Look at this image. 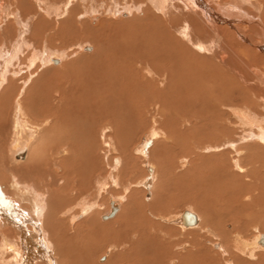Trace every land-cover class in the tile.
Segmentation results:
<instances>
[{"label":"rangeland","instance_id":"374dc122","mask_svg":"<svg viewBox=\"0 0 264 264\" xmlns=\"http://www.w3.org/2000/svg\"><path fill=\"white\" fill-rule=\"evenodd\" d=\"M66 1L68 0H0V24H3V26L1 25L0 27V51H5L3 53L6 59V64L4 63L6 71L4 84L2 88L0 87V168H10L12 173H17L16 175L19 174L26 183L32 184L34 180L35 184H38V188L42 189V187L46 186L44 182V184L42 183V180L45 175L49 173L50 166L54 164V161L51 160V150L49 149L52 148L55 141L63 136L62 134L65 130L71 129L73 131L75 130L74 128H76L75 132H78L81 129H91L93 133L91 134V138H87L88 140L80 135L75 136L79 142L75 141L77 150L74 151L70 162L67 163V167L71 170L69 181L63 185H58L56 179L53 183L54 188H49V192L52 194L50 196L52 212L63 211V208L75 207V205L84 201L82 199L92 201L93 198H95L94 179L98 177L101 178L100 181L103 180L101 181L102 183H106V185L104 183V189L101 190V194L103 195L95 199L96 204L101 205V209L98 210V215H105L108 211L107 204L111 196L123 198L119 205V208L121 207L120 211L112 220L106 222L104 220L101 221V217L98 219L97 214L96 218L88 219V216L96 210V205L94 204V207L92 206L93 208L91 207V209L87 210L86 215H83L81 218L78 217L76 228L82 226L84 234L73 236V238L67 240L68 246L67 249L63 250V254L67 255L68 251H70L72 257L71 260L67 259L66 262H68V264H87L88 262V264H111V262H113V264H147V262L148 264H158L159 262V264H178L180 261L179 264H264V247L261 246L262 248H259L260 245L258 247V244L254 245L253 242L258 236L264 234V189L262 187L264 186V174H261L263 170L262 167H260V163L264 158V153L260 151L262 149L256 144H249L248 142L246 144V142H244L245 144L243 145V142H241L238 144L237 149L238 151H245L246 153L241 156H238L233 148L231 149L230 147L221 148L219 149L220 152H218L219 150L217 149H215L214 152L211 150H199V148L205 146L209 140H212L210 137V132L212 130V113L199 103V107L198 105L196 107L192 104L189 107L186 104L189 100H195L196 98L200 100L201 98L195 96V94L192 97L187 95L181 89L177 81H175V78L169 84L165 83L167 81L164 78H159L160 83H153L151 79L157 78L155 72H152L153 77L149 78V74H147V79H142L140 76L137 78L134 72L131 71V64L135 59L142 58L145 60L150 57H147L148 54H151L149 47L154 41H158L157 39L159 36L157 34L160 29L165 27V22H163V20L153 17L150 13L144 17L137 13H131L132 16L116 18L108 11L112 8V12L117 13L116 10L121 9L122 5L117 6L115 9L112 0H86L84 2H82V0H73V6L69 5L68 10L72 17L77 18V20L82 19L83 25L82 28H79L76 26L78 25L76 19L67 20L65 19V15L60 19L56 14L57 11H55L54 7L57 5L62 7ZM129 1L133 2V0ZM49 7L53 9L50 10ZM92 8L100 9L97 11L98 13H96L100 15L99 23L95 27H93V25L91 26L85 14H91ZM104 9H106V11ZM7 13L21 15L23 18L30 15L36 16L34 19V29L32 32H27L29 34L25 35L24 41L22 40L19 42L18 49L15 48V42L19 24L12 15L7 19ZM253 13L254 9L252 14ZM5 15L6 18H4ZM2 27L4 31L1 33ZM131 39L132 41L130 43L129 41ZM150 41L152 42L151 44ZM83 43H87L86 45L88 46H94L92 54L78 52L79 49L77 46ZM27 44H29V46ZM119 44L120 46H118ZM125 44H127V46ZM141 46L142 49H140ZM45 48L56 55H58L57 51H59V53L64 52V56L62 54L61 56L66 59L68 55V58L65 62H60L57 66L50 64L46 67H41L39 63H36L35 66L28 67V61L31 57H35L37 53L43 52ZM74 52L76 53L73 54ZM129 54H133V57ZM88 55L92 56L88 57ZM142 56H144V58ZM260 56L263 57L264 55L260 54ZM73 57L75 58L72 59ZM257 61L259 63V60L255 61L254 58H251L252 65L257 64ZM65 65L72 70L65 67ZM154 65L160 66L159 63H154ZM61 69L64 70L65 73ZM90 70L92 72H90ZM97 75L98 78L96 79ZM27 78L28 80H26ZM71 79L76 80L73 81ZM58 80H62L61 82L64 90L66 89L64 101L59 108H57L56 101H54L56 98L59 99V93L58 91L53 93ZM64 80L65 82H63ZM93 80H95L94 82L96 83H94ZM23 81L27 83L24 84ZM30 81L31 83H29ZM73 84L77 85L75 86ZM91 85H93V87ZM152 86L156 88L154 90L155 93L152 92ZM159 86H161V88ZM122 87L124 88L122 89ZM83 88L84 91L82 90ZM92 89H95V92L99 89L97 92L104 94V96L98 95L99 93H91L94 91ZM71 90L74 91V95ZM68 91L71 92V94ZM148 93L149 95H147ZM78 95H80L79 98ZM143 96H145V98ZM181 96L184 99H181ZM189 96L191 98H189ZM73 97L74 99H72ZM82 98H84L83 101H81ZM154 98L164 105L162 106L163 114H161L162 116L160 117L159 113L156 115V110H158V108H154V105L150 104ZM161 98H163V100ZM252 98L254 99V97ZM19 99L21 102L24 101L23 106L26 110L28 116L27 120H29V122L39 125L46 119L45 117H49L52 120V124L48 131L49 134L45 133L44 138H41L39 143H35L38 144V147L37 145L33 147L34 150L36 149L35 153L40 152L39 155L42 156L41 159H43L41 160L40 166L34 171L36 173H34L35 176L30 174V171L25 172L24 170H16V166V169H13L14 165L10 163L6 151L8 148L7 144L10 133L11 112L13 111L12 107H14V104ZM78 99L79 101H77ZM103 99L105 101H103ZM255 100L258 99L255 98ZM174 102L176 105H174ZM257 102L260 107L254 115L264 120L263 103H261L260 100L256 101V103ZM96 103H98V106ZM231 103L235 105L240 103V100ZM193 107H196L194 111H192ZM172 108L174 110L176 108L180 110L176 109L173 111ZM129 111L135 112L133 114L134 116H132V112ZM190 111L191 113L189 114ZM185 114H197L198 116L201 115L199 117H208L210 120L200 123L199 125H197V123H192L191 126L182 122V125L179 124L177 126L173 120ZM100 118L102 120H100ZM112 118L113 120L110 122ZM230 119L234 125L230 132L227 133L228 138H232L234 133L239 134V130L246 129L245 127H241V124L237 122L234 117L231 116ZM161 123H165L163 124L164 126ZM204 124L206 125L204 126ZM67 125H71V127ZM104 126L110 127V130H105V137L110 138L108 139L112 149L105 147L98 138L99 132L97 131ZM115 127L117 128L115 129ZM153 128L160 133V138L154 147H152V142L148 135ZM58 135H60V137ZM184 137H186V139ZM188 140H190V142ZM222 141L223 139L220 140V142ZM38 148L40 150H38ZM144 148L148 151L153 149L147 158H144L143 154L139 153V151H142ZM194 148H196V151ZM41 149H43L45 153L41 152ZM248 150H250V152ZM257 150L258 153L261 152L263 155L258 154L256 152ZM184 156L186 157L185 159L182 158ZM115 159L119 161L117 164L119 169L116 167L118 171L111 168ZM183 159L185 162H183ZM236 160L239 161L240 168L244 170V173H241L233 164ZM221 164L224 168L220 166ZM108 167H110V169ZM11 172H7L6 175L9 177V173ZM153 172H156V181L154 180L151 185L153 186V184H155L153 186L154 188L149 186V188L146 187V189L140 182L143 180V182L148 184L151 183V179L149 178H151L150 176H152ZM216 173L218 175H216ZM258 173L261 175H258ZM3 175L4 174H1L0 178H4ZM33 176L34 178H32ZM218 177L219 179H217ZM254 177L257 178L255 179ZM114 179L116 180V184L112 182ZM216 179L217 181H215ZM79 180L80 183H78ZM4 187L1 186L0 188V198L9 200V191H12L10 181H8ZM125 187H129V192H124ZM1 189L3 190L1 191ZM43 190L45 189L43 188ZM4 191H6V193ZM224 192L226 194L225 196ZM249 193H252V195ZM193 198H195V200ZM33 204L34 202H31L29 205L23 203V205L31 207V210L34 209V207L31 206ZM77 208L78 207H75L74 212H71L72 215H78L79 209ZM199 209H202V211ZM72 210L73 209H71V211ZM190 210L192 212L194 211V213H198V215L202 217L199 227L196 226L194 229H182L178 226L177 222L171 221L173 218L177 219L180 213ZM148 211L154 216L164 217L168 222L165 221V219L160 220L159 218L156 219L151 217ZM224 213L226 215H224ZM29 216L31 215L29 214ZM41 222L42 220L39 221V224L38 222L36 225L34 224V228L29 226L32 232L37 234L39 229H41L42 232ZM67 223L68 222L60 225V228L64 232L67 230L68 232L70 231ZM100 230L101 232H99ZM134 230L135 232H133ZM129 232H132L131 236ZM137 234H139L140 237H138ZM132 236L134 239H132ZM118 240L121 242L119 246H117ZM214 240H218L224 244L227 255H222L219 251L210 246L215 242ZM122 243H124L123 246L121 245ZM245 245L248 246V252H245L246 254L242 251ZM189 246H194V249ZM82 250L83 252H81ZM85 250L87 252L86 254ZM97 250L98 252H96ZM139 254H141L140 257ZM94 257L96 259H94ZM88 258H91V260H88ZM99 258L100 262H98ZM105 260L107 262H105Z\"/></svg>","mask_w":264,"mask_h":264},{"label":"bare ground","instance_id":"6f19581e","mask_svg":"<svg viewBox=\"0 0 264 264\" xmlns=\"http://www.w3.org/2000/svg\"><path fill=\"white\" fill-rule=\"evenodd\" d=\"M84 1H86V0H82V2H84ZM112 3H113V6H115V9L117 8V6L122 5L121 9L116 10L117 13H113L112 8L108 11L111 15H114L116 18L128 17L130 15L132 16L131 13H137V14L141 15L142 17H144L150 13L153 17L161 19V20H163V22H165V25H164L165 27L160 29L159 33L157 34L159 36L157 39L158 41H154V43H152L150 41V44L152 43L151 46L149 47L151 54L147 55V57L148 56H150V57H148L144 60L142 58L136 57L139 54L136 55L135 57L137 59H135L131 64V71L134 72V74H135V76H137V78H138V76H140L142 79L143 78L147 79V74H149V78L153 77L152 72H155V74L157 75L156 76L157 78L151 79V82H153V83H156V82L160 83L159 78H164L167 81L165 83L169 84L175 78V81H177V83L180 85L181 89L187 95H190L192 97L195 94V96H198L201 98L200 100H198L197 98L195 100H191V101L189 100V101H187V104L185 101V104L189 107L191 106V104L193 106H196V107H197V105L199 107V104H201L212 113V116H211L212 130L210 132V137L212 138V140H209L207 142V144H205V146H203V147H200L199 150H201V151L202 150H205V151L211 150L214 152L215 149L219 150L221 148L224 149L225 147H230L231 149L233 148V150L235 151V153L238 156L239 155L241 156V155H244L245 151H238V149H237L238 144L243 142V145H244L245 144L244 142H246V144L248 142L249 144H256L257 146H259L262 149L260 151H262L264 153V120H261V119H259V117L254 115V113H256L260 107L259 103L258 102L256 103V101L260 100L264 106V58H263L264 56L263 57L260 56V54L264 55V0H207V1L206 0H143V1L133 0V2H131L129 0H122V1L112 0ZM72 4H73V0H68V1H66L65 4H63L62 7H59L58 5L55 6L54 8H55V11H57V13H56L57 16H59L60 19H62L63 16L65 15L66 16L65 19H67V20H71L73 18L77 20V18L72 17L70 11L68 10L69 5L73 6ZM49 9L51 10L53 8L49 7ZM92 9H93L92 12H90L91 14H88V13H85V14H86V18L89 20V23L91 24V26L93 25V27H95L99 23L98 21L100 19V15L96 14V13H98L97 11H99L100 9L99 10L97 8L96 9L92 8ZM253 9H254V13L252 14ZM67 10H68V12H67ZM104 10L106 11V9H104ZM7 15H8L7 19L10 18V16L12 15V17L15 20H17V22L19 24L18 25L19 29H18V32L16 34V42H15L16 43L15 48H17L19 46V42H21L22 40L24 41L25 35L29 34L27 32H29V31L32 32V30L34 29L33 28V26L35 24L34 19L36 16L34 17V16L30 15L28 17L23 18L21 15L19 16V15H15L13 13H7ZM4 18H6V15ZM4 18H3V20H4ZM3 22H5V21H3ZM77 24L78 25H76V26H78L79 28H82V25H83L82 19H78ZM1 25L3 26V24H0V27H1ZM5 29H6V27H5ZM124 29H126V28H124ZM2 31H4L3 27H2L1 33H2ZM55 34H56V32H55ZM147 34H148V32H147ZM134 38H135V36H134ZM132 39L129 41L130 43H131ZM124 43H126V42H124ZM86 44L87 43H83L82 45L77 46L79 49L78 52L80 51L82 53L84 52V53L92 54V52L94 50V46L90 45V44H89L90 46H88ZM137 44H138V42H137ZM150 44H148V45H150ZM27 45L29 46V44H27ZM125 45L127 46V44H125ZM91 46H92V48H91ZM118 46H120V44ZM129 46H131V45H129ZM12 47H14V46H12ZM129 48H131V47H129ZM140 49H142V46ZM144 49H146V48H144ZM123 50H125V49H123ZM135 51H136V49H135ZM3 52H5V51H0V87L1 88H2V85L4 84V76L6 74V71L4 68L5 64H6L5 63L6 59L4 58L5 54ZM57 52H58V55L49 52V50L47 48H45V50H43V52H39L36 54L35 57H31V59L28 61V63H29L28 67H33L36 65V63H39L41 65V67H46L50 64L57 66L58 64H60V62H65V60L68 58V55H67V58L65 57L66 59H64V57H63L64 52H61V53H59V51H57ZM75 53L76 52H74L73 54H75ZM136 53H137V51H136ZM61 54L63 56H61ZM119 54H120V52H119ZM122 55H121V57L123 58ZM129 55L130 56L132 55V57H133V54H129ZM91 56L92 55H88V57H91ZM121 57H119V58H121ZM142 57L144 58V56H142ZM74 58L75 57H73L72 59H74ZM251 58H254L255 61L259 60V63L257 61V64L252 65L251 64ZM1 60H2V63H1ZM123 60H124V58H123ZM261 60H262V62H261ZM55 61H56V63H55ZM120 61H121V59H120ZM125 61H127V60H125ZM6 62H8V61H6ZM154 63H159L160 66H157V65L155 66ZM107 65H109V64H107ZM68 66L65 65V67H68ZM90 67H92V66H90ZM81 68H83V67H81ZM70 70H72V69H70ZM91 70H90V72H92ZM62 71L65 73L64 70H62ZM67 72H69V71H67ZM74 73H73V75H74ZM66 74H68V73H66ZM103 75H104V73H103ZM68 78H69V75H68ZM75 78H76V76H75ZM97 78H98V75H97L96 79ZM76 79H74V80H76ZM26 80H28V78ZM71 80H73V79H71ZM95 80H93V82ZM61 81L62 80H58V82L56 83L55 89L53 90V93L57 92V91L59 93V96H58L59 99L56 98L54 100V101H56L57 108H59L61 106V104L63 103L64 94L66 92V89L64 90V87H63ZM63 82H65V80ZM78 82H79V80H78ZM26 83L27 82H24V84H26ZM29 83H31V81ZM94 83H96V82H94ZM123 84H124V81H123ZM73 85L76 86L77 84H73ZM138 85H139V83H138ZM175 85H177V84H175ZM21 86H23V85H21ZM91 86L93 87V85H91ZM120 86H121V84H120ZM153 86H152V88H153ZM155 86H156V84H155ZM23 87H22V89H23ZM159 87L161 88V86H159ZM169 87H171V86H169ZM94 88H96V87H94ZM102 88H103V86H102ZM123 88L124 87H122V89ZM148 89H150V88H148ZM155 89L156 88H153L152 92L155 93V91H154ZM82 90L84 91V88ZM92 90H94V91L91 93H99L98 95L104 96V94H102V93L100 94V92H97L99 89L96 90V92H95V89H92ZM127 90H128V88H127ZM139 90H138V92H139ZM80 91H81V89H80ZM122 91H125V90H122ZM144 91H145V89H144ZM73 92L74 91H72V94L74 95ZM162 92H161V94H162ZM69 93L71 94V92H69ZM139 94H140V92H139ZM151 94H153V93H151ZM147 95H149V93ZM190 96H189V98H191ZM79 97H80V95H78V98ZM143 97L145 98V96H143ZM163 97H165V96H163ZM252 97H254V99ZM84 98H82L81 101H83ZM89 98H91V97H89ZM119 98H121V97H119ZM180 98L182 99L183 97L181 96ZM255 98L258 100H255ZM72 99H74V97ZM161 99L163 100V98H161ZM145 100H147V99H145ZM236 100H240V103L232 105L231 102H234ZM77 101H79V99ZM103 101H105V100L103 99ZM22 102L19 99L14 104V107H12L13 111L11 112L10 133H9V139H8V144H7L8 148L6 149V151H7V155H8L10 163L14 165L13 169H16V167H17L16 170H18V171H22V170H24L25 172L30 171V174L35 176L36 173L34 171H36L35 169L38 168V166H40L41 160H43V159H41L42 156L39 155L40 152L36 151L37 153H35L36 149L34 150L33 147H35V145H37V147H38V144H35V143L36 142L39 143V141H41V138H44L45 133L46 134L48 133L49 127L52 124V120L49 117H45L46 119H44L43 122H41L39 125L29 122V120H27L28 116H27L26 110L23 106L24 101H22ZM114 102L116 103L115 100H114ZM71 104H72V102H71ZM97 104L98 103H96V105ZM144 104H145V102H144ZM150 104L154 105V108H158V110H156L157 111L156 115H157V113H159L160 114L159 117L162 116L161 115V114H163L162 106H164V105L162 103H160V101H158L155 98L152 99ZM178 104H177V106H178ZM174 105H176L175 102H174ZM131 107H133V106H131ZM196 107H193V109L191 108L192 111H194ZM174 108H175V106H174ZM42 109H45V108H42ZM175 110L173 109V111H175ZM177 110H180V109H177ZM135 111H136V108H135ZM129 112H132V111H129ZM124 113H125V111H124ZM134 113L132 112L131 115L134 116L133 115ZM173 113H176V112H173ZM190 113H191V111L189 112V114ZM92 114H93V112H92ZM103 115H105V114H103ZM140 116H141V113H140ZM199 116H201V115H199ZM199 116L197 114H191V115L185 114V115H181L179 117H176L173 121L177 126L179 124H181L182 122L186 125L191 126L192 123H197V125H199L200 123H203L205 121L210 120L208 117H199ZM231 116L234 117V119L237 120V122H239L241 124V127L246 128V129L239 130V132H240L239 134L234 133L233 134L234 138L232 136L233 139L228 138V136H227V133L230 132L231 128L234 125L232 120L230 119ZM100 120H102V119L100 118ZM111 120H113V118L110 119V122H111ZM87 121H88V119H87ZM75 122H76V120H75ZM66 123H64V124H66ZM112 123H113V121H112ZM114 123H115V119H114ZM126 123H128V122H126ZM161 124L163 125L165 123H161ZM86 125H87V123H86ZM197 125H196V127H197ZM205 125L206 124H204V126ZM67 126H69V125H67ZM89 126H90V124H89ZM69 127H71V125ZM65 128H66V126H65ZM116 128L117 127H115V129ZM209 128H211V127H209ZM74 129L75 130H73V131L71 129L65 130V132L62 134L63 135L62 137H60V135H58L60 138H58L55 141V143L53 144L52 148L49 149V150H51L50 151L51 160L54 161V164L50 166L49 173L47 175H45L44 179L42 180V183L44 182L46 185L44 187H42L43 186L42 185L41 186L42 189L38 188V184L36 183L37 184L36 185L34 180L32 181V184H28L19 176V174L16 175L17 174L16 172H15L16 174L12 173L10 168H6V167L0 168L1 174H4L3 175L4 178H0V188H1V186L4 187L5 184L8 183V181H10V187H12V191L11 192L9 191V193H10L9 200L5 199V198H0V264H68V262H66V261H67V259L71 260L72 254L70 253V251H68L67 255L63 254V250L67 249V246H68L67 240H69L70 238H73V236H78V235L84 234L82 226H78L76 228L78 217L81 218V217H83V215H86L87 210L91 209L93 204L96 205L95 206L96 210L90 216H88V219L89 218H91V219L96 218V214H97L98 219H100V217H101V221L104 220L106 222V221L114 219L117 216V214L119 213L120 208H121V207L119 208V205H120V202L123 200V198L111 196L113 198L110 197L108 200V204H107L108 205V208H107L108 211L105 213V215H103V214L98 215V210L101 209V205L96 204L95 199H96V197H100V195H103V194H101L102 193L101 190L104 189L103 186L105 183V182L102 183L101 181H103V180L100 181L101 178H99V177L94 179L95 198H93L92 201L82 199L84 201L80 202L78 205H75V207H78L77 209H79L78 215H72L71 214V212H74L75 207H68L66 209L63 208L64 209L63 211L52 212V207L50 205V196L52 194H50L49 188L50 187L54 188L53 183H54V181H56V179H57L58 185L59 184L63 185L69 181V177L71 176V170L67 167V163L70 162L71 157L74 154V151L77 150V145H76L75 141L79 142V140L75 136L80 135L83 138L87 139L89 137L91 138V134L93 133V131L91 129H86V130L81 129L78 132H75L76 128H74ZM107 129L110 130V127L104 126L97 132H99V136H98L99 140H101L102 144L105 147H108V149H109V148H111V144L109 142L110 138L105 137L106 136L105 130H107ZM206 130H208V129H206ZM52 131H54V130H52ZM148 135H149V139L152 142V147H154L156 142L160 138V133L156 129L153 128L148 133ZM184 138L186 139V137H184ZM222 139H223V141L220 142V140H222ZM188 141L190 142V140H188ZM164 143H165V140H164ZM173 143H175V142H173ZM39 148H38V150H40ZM166 149H167V147H166ZM195 149L196 148H194V150ZM41 150H42L41 152H44L43 149H41ZM192 150H193V148H192ZM152 151H153V149H151V151H148L147 149L144 148L142 151H139V153L143 154L144 158H147V157H149V154ZM163 151H164V149H163ZM248 151L250 152V150H248ZM218 152H220V150ZM256 152L258 153V150ZM263 153L260 152L258 154L263 155ZM208 154H210V153H208ZM99 156H101V155H99ZM162 157H163V155H162ZM182 158L185 159L186 157L184 156ZM184 159H183V162H185ZM236 161H237V163H236ZM236 161L233 162V164L235 165V167L237 169H239V171L241 173H244V170H242L240 168L239 161L238 160H236ZM113 162H114V164L111 165V168H114V169H116V167L118 168L117 164L119 163V161L117 159H115ZM121 163H123V162H121ZM42 164H43V162H42ZM220 166H222V164ZM95 167H94V169H95ZM222 167L224 168V166H222ZM260 167H262V170H263V173L261 172V174H264V158L262 159V162L260 163ZM108 168L110 169V167H108ZM37 171H38V169H37ZM7 172H11V173H9V177L6 175ZM155 173L156 172H153L152 176H150L151 178H149V179H151V183L148 184L146 182H143V180L140 182L143 184L144 188H146V187L149 188V186L152 185V182L156 179ZM231 173H232V171H231ZM60 174H62V175H60ZM259 174L260 173H258V175ZM216 175H218V174L216 173ZM246 175H247V173H246ZM258 175H257V177H258ZM34 176L32 178H34ZM219 176H220V174H219ZM6 177H7V179H6ZM58 177H60V178H58ZM193 177H194V175H193ZM257 177H254V178L256 179ZM92 178H93V176H92ZM217 179H219V177ZM217 179L215 181H217ZM263 180H264V175H263ZM112 182L114 184H116L115 179ZM78 183H80V180ZM140 183H139V185H140ZM55 185H56V183H55ZM105 185H106V183H105ZM154 185L155 184H153V186ZM223 185H224V183H223ZM153 186H151V187H153ZM115 187H117V186H115ZM262 187L264 189V186H262ZM43 188L45 190H43ZM64 188H66V187H64ZM4 189H5V187H4ZM23 189H24V192H23ZM2 190L3 189H1V191ZM62 190H64V189H62ZM194 190H196V189H194ZM212 190H215V189H212ZM231 190H232V188H231ZM4 192L6 193V191H4ZM124 192L125 193L129 192V187H125ZM216 193H217V191H216ZM221 194H223V193H221ZM225 195L226 194L224 192V196ZM238 195H239V193H238ZM250 195H252V193ZM4 197H6V196H4ZM193 199L195 200V198H193ZM19 201H21V202H19ZM31 202H34V204L31 205L34 207V209H32V210L30 209L31 207L23 205V203H25V204L27 203L29 205ZM19 203H21V204H19ZM36 206H37V208H36ZM216 206H218V205H216ZM112 207L117 209L115 215L110 219H108V218L103 219V216H108L110 214ZM204 207H206V206H204ZM197 208H198V206H197ZM71 209H73V210L71 211ZM199 210L202 211V209H199ZM190 211H188V212L193 214L196 217L195 225H193V226H184L183 225V223H182V213L183 212L180 213V215L177 217V219L173 218V220H171V221L177 222L178 226L182 229L183 228L184 229L185 228L194 229V227L196 228V226L199 227V225L202 221V217H200L198 215V213H194V211L193 212L192 211L190 212ZM148 213H150V216L153 218H156V219L159 218L160 220L165 219L162 216H154L149 211H148ZM29 214L31 216H29ZM224 215H226V214L224 213ZM230 216H228V217H230ZM40 220H42V222H41L42 223V225H41L42 226V232H41V229H39V230L37 229L38 230L37 234H35L34 232H32V229H30L29 226L34 228V224L36 225L37 222L39 224ZM165 221H167V219H165ZM66 222H68L67 223L68 225L67 224L66 225L68 226V228H70L69 232H71V233H69L67 229H66L67 231L64 232L60 228V225L65 224ZM115 225L117 226L116 223H115ZM105 230H103V231H105ZM203 231H205V230H203ZM99 232H101V230ZM127 232H125V233H127ZM133 232H135V230ZM224 232H226V231H224ZM109 233H111V232H109ZM129 233L131 236L132 232H129ZM137 235H138V237H140L139 234H137ZM260 236H258L257 239H255V241L253 240L254 245L258 244V240H259ZM226 237H228V236H226ZM121 238H120V240L122 241V239H124V238H122V239ZM132 239H134V237ZM214 239H216V238H214ZM214 241H215L214 243H212V244L210 243L211 244L210 246H212L213 249L219 251L222 255H227V251H226L224 244H222L218 240H214ZM123 242H126V241H123ZM117 243H118L117 246H119L121 242H119V240H118ZM134 243H136V242H134ZM123 244L124 243H122L121 245L123 246ZM194 244H195V242H194ZM184 245H186V244H184ZM257 246L259 247V244ZM189 247H191V248L193 247V249H194V246H189ZM247 247H248L247 245H245L244 248H242V246H241L244 254H246L245 252H248ZM262 247H264V246H262ZM262 247L260 245L259 248H262ZM130 248H132V247H130ZM95 249H96V247H95ZM81 252H83V250ZM96 252H98V250ZM86 253L87 252L85 250V254ZM140 255L141 254H139V257H140ZM83 256H84V253H83ZM117 257H118V255H117ZM117 257H116V259H117ZM89 259L91 260V258H88V260ZM94 259H96V258L94 257ZM110 261H111V259H110ZM98 262H100V258L98 259ZM105 262H107V261L105 260ZM118 262H121V261H118ZM77 263H78V261H77ZM179 263H180V261L178 262V264ZM111 264H113V262H111ZM147 264H148V262H147Z\"/></svg>","mask_w":264,"mask_h":264},{"label":"water","instance_id":"95a60500","mask_svg":"<svg viewBox=\"0 0 264 264\" xmlns=\"http://www.w3.org/2000/svg\"><path fill=\"white\" fill-rule=\"evenodd\" d=\"M116 211L117 209L112 207L110 214L108 216H103V219L112 218L115 215ZM182 223L184 226H193L196 223V217L193 214L189 213L188 211H184L182 213ZM258 244L264 246V234L260 236L258 240Z\"/></svg>","mask_w":264,"mask_h":264}]
</instances>
